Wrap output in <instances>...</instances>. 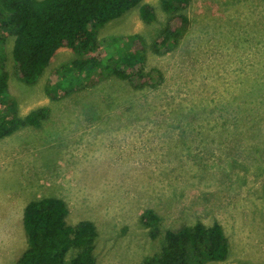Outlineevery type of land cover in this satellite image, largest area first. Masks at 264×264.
<instances>
[{"label":"rangeland","instance_id":"obj_1","mask_svg":"<svg viewBox=\"0 0 264 264\" xmlns=\"http://www.w3.org/2000/svg\"><path fill=\"white\" fill-rule=\"evenodd\" d=\"M143 1L152 21L137 5L96 29L139 34L142 67L55 97L46 86L77 53L59 48L27 84L6 33L3 112L48 115L0 139V264L27 247L23 210L44 196L65 200L70 222L96 224L97 264H138L162 250L167 230L197 221H219L228 237L226 259L207 264H264V0H191L188 30L160 51L153 42L171 15ZM139 68L155 85L137 87ZM148 208L163 217L157 230L143 223Z\"/></svg>","mask_w":264,"mask_h":264},{"label":"trees","instance_id":"obj_2","mask_svg":"<svg viewBox=\"0 0 264 264\" xmlns=\"http://www.w3.org/2000/svg\"><path fill=\"white\" fill-rule=\"evenodd\" d=\"M191 0H160L161 8L171 15L167 25L153 42L155 51L169 50L179 44L188 30L186 9ZM138 5L145 22L156 17V8L143 0H0V139L25 126L39 127L48 115L45 107L25 116L3 112L7 96L6 33L13 36L11 54L19 77L35 83L61 47H69L77 56L63 63L55 83L46 92L55 97L72 92L83 81L101 80L105 74L120 79L132 77L131 71L146 62V45L139 34L109 35L98 38L96 29ZM160 74V71H157ZM137 87L155 85L152 73L137 70ZM69 207L56 196L30 200L23 213L28 245L16 264H97L96 244L99 231L89 220L69 221ZM163 217L148 208L142 214L144 224L157 230ZM76 249L75 254L68 257ZM229 253V242L219 221L211 225L197 221L165 232L162 250L138 264H207L222 261Z\"/></svg>","mask_w":264,"mask_h":264},{"label":"crops","instance_id":"obj_3","mask_svg":"<svg viewBox=\"0 0 264 264\" xmlns=\"http://www.w3.org/2000/svg\"><path fill=\"white\" fill-rule=\"evenodd\" d=\"M23 213H24V210H23Z\"/></svg>","mask_w":264,"mask_h":264}]
</instances>
